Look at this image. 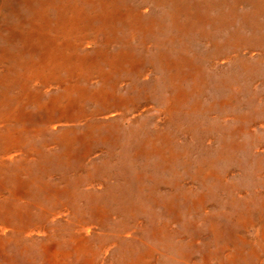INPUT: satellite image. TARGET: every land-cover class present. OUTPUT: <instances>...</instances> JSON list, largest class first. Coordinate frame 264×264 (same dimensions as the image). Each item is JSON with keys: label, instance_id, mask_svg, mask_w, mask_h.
<instances>
[{"label": "rangeland", "instance_id": "1", "mask_svg": "<svg viewBox=\"0 0 264 264\" xmlns=\"http://www.w3.org/2000/svg\"><path fill=\"white\" fill-rule=\"evenodd\" d=\"M114 2L123 16L99 28L91 46L109 54L128 51L147 70L138 76L139 70L111 69L96 59L97 73L81 83L97 88L107 73L116 98L151 107L138 113L128 101L111 105L113 116L100 127L111 136L97 138L82 161H66L60 147L48 148L52 134L28 141L41 156L21 175H33L35 182L22 201L5 207L15 206L23 216L18 224L32 231L0 230V264H264V247L256 240L264 225V0ZM185 3L197 7L203 20L180 24L188 19ZM84 8L95 12L90 27L105 23L96 18L99 4ZM168 11H175L179 25L168 22ZM81 52L94 55L84 47ZM178 57L193 58V67ZM178 89L189 94L170 116L164 107ZM195 101L200 111L188 112ZM167 133L179 153L175 170L153 153L138 154L134 168L124 161L136 146L147 148ZM207 165L215 174L201 173ZM141 167L143 175L136 177ZM198 196L202 201H195ZM52 249L65 257L51 260Z\"/></svg>", "mask_w": 264, "mask_h": 264}, {"label": "bare ground", "instance_id": "2", "mask_svg": "<svg viewBox=\"0 0 264 264\" xmlns=\"http://www.w3.org/2000/svg\"><path fill=\"white\" fill-rule=\"evenodd\" d=\"M86 3L99 4L100 11L96 18L106 24L90 27L95 12H87L84 8ZM184 5L185 10L182 11L188 19L182 20L180 24L187 23L186 20H203L204 15L197 7L188 3ZM122 12L115 7L114 0H0V230L18 235L32 231L24 224H18L17 219L22 214L12 209L15 206L6 208L7 201H22L30 193V183L35 182L36 177L33 175L30 180L21 175L29 168L31 161L41 156V149L28 145L29 140L52 134L48 148L60 147V156L66 161L77 157L82 161L91 153V145L95 144L97 138L107 140L111 136L110 130L105 135L100 131L101 124H107L113 116L111 105L128 101L138 113L151 107L147 101L116 98L108 87L107 73L102 74V85L97 88L88 89L81 83L83 79L90 81L97 73L96 59L106 60L111 69L128 66V69L139 70L138 76L147 70L142 60L128 51L109 54L102 47L91 46L96 41L95 34L99 28L107 27L109 22L122 17ZM136 16L141 18V12L136 13ZM166 17L171 25H179L175 11H168ZM83 47L93 50L94 55L82 53ZM192 59L178 57L177 61L193 67ZM188 94L189 91L178 89L171 99L169 97L164 110L174 116L183 100H187ZM143 98L150 99L146 91ZM220 102L227 100L221 99ZM87 105L96 107L88 110ZM199 109V103L195 101L188 112ZM82 123L84 129L79 130ZM159 139L153 138L147 148L136 146L137 150L128 152L123 157L124 161L132 162L134 168L137 164L133 160L138 154L145 156L153 153L175 170L179 153L172 146L170 133L161 134ZM43 166H40V171ZM144 168H137L135 176L141 177ZM199 169L205 176L215 174L208 165ZM89 179L94 183L96 177L90 174ZM61 189L66 190V187ZM59 191L60 188H56L53 192L57 194ZM201 198L198 196L195 201H202ZM94 211L100 214L96 208ZM16 222L17 225H14ZM39 227L35 225V228ZM256 237L257 242L264 247V225L257 228ZM242 241L246 245L252 243L251 239L242 238ZM84 249V243L79 241L76 250L81 252ZM50 251L51 260H58L66 254L58 249ZM145 256H150V253Z\"/></svg>", "mask_w": 264, "mask_h": 264}]
</instances>
